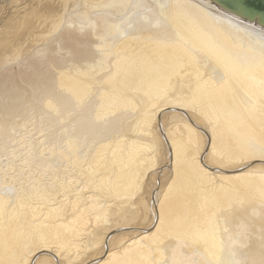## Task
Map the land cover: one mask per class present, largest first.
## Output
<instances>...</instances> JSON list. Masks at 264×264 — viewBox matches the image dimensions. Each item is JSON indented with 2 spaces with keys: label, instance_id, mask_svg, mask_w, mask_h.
Returning a JSON list of instances; mask_svg holds the SVG:
<instances>
[{
  "label": "bare ground",
  "instance_id": "bare-ground-1",
  "mask_svg": "<svg viewBox=\"0 0 264 264\" xmlns=\"http://www.w3.org/2000/svg\"><path fill=\"white\" fill-rule=\"evenodd\" d=\"M192 255L264 264V30L207 0H0V264Z\"/></svg>",
  "mask_w": 264,
  "mask_h": 264
},
{
  "label": "water",
  "instance_id": "water-1",
  "mask_svg": "<svg viewBox=\"0 0 264 264\" xmlns=\"http://www.w3.org/2000/svg\"><path fill=\"white\" fill-rule=\"evenodd\" d=\"M222 12L264 30V0H207Z\"/></svg>",
  "mask_w": 264,
  "mask_h": 264
},
{
  "label": "rangeland",
  "instance_id": "rangeland-1",
  "mask_svg": "<svg viewBox=\"0 0 264 264\" xmlns=\"http://www.w3.org/2000/svg\"><path fill=\"white\" fill-rule=\"evenodd\" d=\"M61 136H64V137H69V133L68 132H61ZM30 147L33 149V150H36V146L34 145V144H31L30 145ZM48 161L50 162V164L53 166V167H55V168H58V167H61L62 166V163H63V159H61L60 157H58V156H55V155H51L50 157H49V159H48ZM225 233V238L223 237V239H222V241H224L225 239H226V237L228 236V238H230V237H233V236H238V235H234V233H231V232H224ZM227 234V235H226ZM229 234V235H228ZM231 234H233V236L231 235ZM222 244H223V242H222ZM195 256V255H194ZM193 255L191 256V258L189 257L186 261L188 262V260L190 261V260H192V261H190V262H192L191 264H195V262H197V264H198V262L201 260V257H199V256H195L194 257ZM192 257H194V259H192ZM198 257V258H197ZM198 260V261H197ZM186 261H185V264H187L186 263ZM204 264H205V262H204Z\"/></svg>",
  "mask_w": 264,
  "mask_h": 264
}]
</instances>
